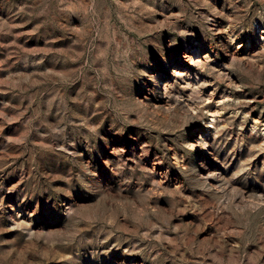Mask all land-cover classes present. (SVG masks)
I'll return each instance as SVG.
<instances>
[{
    "label": "rangeland",
    "instance_id": "1",
    "mask_svg": "<svg viewBox=\"0 0 264 264\" xmlns=\"http://www.w3.org/2000/svg\"><path fill=\"white\" fill-rule=\"evenodd\" d=\"M0 264H264V0H0Z\"/></svg>",
    "mask_w": 264,
    "mask_h": 264
}]
</instances>
